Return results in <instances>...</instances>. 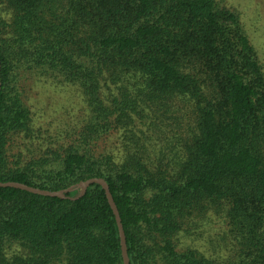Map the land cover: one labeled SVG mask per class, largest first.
I'll use <instances>...</instances> for the list:
<instances>
[{
  "label": "trees",
  "instance_id": "obj_1",
  "mask_svg": "<svg viewBox=\"0 0 264 264\" xmlns=\"http://www.w3.org/2000/svg\"><path fill=\"white\" fill-rule=\"evenodd\" d=\"M0 62V182L103 178L130 264H264V62L225 0H0ZM26 81L68 102L62 132ZM80 193L0 188V264H124L105 191ZM211 206L236 244L222 262L179 250Z\"/></svg>",
  "mask_w": 264,
  "mask_h": 264
},
{
  "label": "rangeland",
  "instance_id": "obj_2",
  "mask_svg": "<svg viewBox=\"0 0 264 264\" xmlns=\"http://www.w3.org/2000/svg\"><path fill=\"white\" fill-rule=\"evenodd\" d=\"M225 6L241 15L247 35L264 62V0H225ZM22 94L28 98V105L37 115L40 126L56 135L63 131L62 114L69 104L62 102V95L58 91L42 87L41 83L36 82L34 86L31 81H26ZM23 141L24 138L17 143L15 152L24 151ZM178 244L180 251L196 250L216 262L229 259L236 246L224 212L215 206L189 221V225L179 234Z\"/></svg>",
  "mask_w": 264,
  "mask_h": 264
},
{
  "label": "water",
  "instance_id": "obj_3",
  "mask_svg": "<svg viewBox=\"0 0 264 264\" xmlns=\"http://www.w3.org/2000/svg\"><path fill=\"white\" fill-rule=\"evenodd\" d=\"M0 71H1V62H0ZM0 92H1V78H0ZM92 185H100L102 187V189L105 191L106 198H107L108 203H109V205H110V207H111V209L115 215L116 222L118 225L123 262H124V264H130V258L128 255L126 236H125V231H124V227L122 224V220L120 217V213H119V210L115 204L114 198L111 194L110 187H109L108 183L106 182V180H104L103 178H92V179H89L87 181L81 182L76 186H72L68 189L60 190V191L42 190V189L31 187V186H28V185H25L22 183H18V182H5V183L0 182V188H13V189L28 192V193L38 195V196L49 197V198H60L63 200L69 198V197H67V194H69L75 190H78V189L81 191V193H80L79 197H77L76 199L82 198L86 194L87 190Z\"/></svg>",
  "mask_w": 264,
  "mask_h": 264
}]
</instances>
